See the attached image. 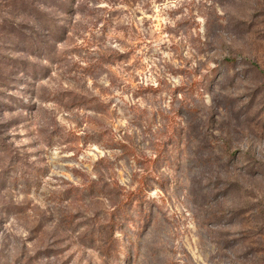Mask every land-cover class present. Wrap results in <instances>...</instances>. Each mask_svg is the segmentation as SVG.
I'll use <instances>...</instances> for the list:
<instances>
[{"label": "rangeland", "instance_id": "1", "mask_svg": "<svg viewBox=\"0 0 264 264\" xmlns=\"http://www.w3.org/2000/svg\"><path fill=\"white\" fill-rule=\"evenodd\" d=\"M0 264H264V0H0Z\"/></svg>", "mask_w": 264, "mask_h": 264}]
</instances>
